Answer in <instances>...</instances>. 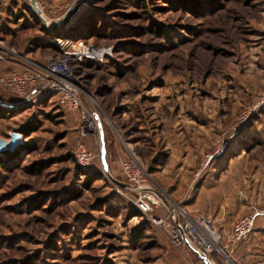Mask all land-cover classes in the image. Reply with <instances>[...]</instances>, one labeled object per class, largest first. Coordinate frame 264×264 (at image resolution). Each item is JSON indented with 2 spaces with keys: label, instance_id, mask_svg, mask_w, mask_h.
<instances>
[{
  "label": "rangeland",
  "instance_id": "1",
  "mask_svg": "<svg viewBox=\"0 0 264 264\" xmlns=\"http://www.w3.org/2000/svg\"><path fill=\"white\" fill-rule=\"evenodd\" d=\"M18 1L0 0L1 52H14L12 45L23 49L26 39L42 36L36 27L21 28L19 7L28 0ZM36 3L44 12L38 16L41 22L47 17L54 23L45 24L47 29L72 26L85 9L95 8L112 26L106 28L110 33H119L122 26L137 31L97 40L60 39L71 53L60 55L67 57L71 68V83L81 99L79 110L84 109L97 127L83 131L79 113L69 110L54 123L44 121L27 138L32 151L22 164L58 158L81 140L96 154L88 170L99 171L101 179L61 203L65 188L80 187L76 182L85 179L69 172L72 162L53 160L39 176H29L21 168L9 172L5 185H0V237L11 245L0 244V264H20L50 240L53 246L44 252L46 264H102L106 257L114 264H165L164 248L154 241L149 221L129 200L131 193L109 179L121 178L120 165L128 154L142 163L165 204H178L169 196L172 188L187 187V201L178 205L190 215L213 218L194 200L201 186L210 190L206 195L215 199V210L224 205L237 217L251 205L264 206V0H202L191 3V9L166 0H145L144 12L126 0ZM13 5H19L16 13H9ZM198 6L203 9L198 11ZM153 23L161 24L167 37L141 28ZM136 43L140 52L130 50ZM28 45L26 52L38 50L41 61L53 54L37 44ZM16 60L25 65L36 61ZM1 95L11 96L0 88ZM19 103L28 108L8 121L0 120V134L5 136L0 139L10 131L20 132L21 124L37 109ZM243 112L247 116L240 120ZM60 132L61 139L53 141ZM212 152L218 154L202 166L205 155ZM36 191H50L54 203L48 198L41 209L32 210L27 198ZM226 222L224 230L215 222L225 253L213 251L211 257L218 264H264V216L233 251L226 246L232 222ZM142 224L149 230L141 232Z\"/></svg>",
  "mask_w": 264,
  "mask_h": 264
},
{
  "label": "built area",
  "instance_id": "2",
  "mask_svg": "<svg viewBox=\"0 0 264 264\" xmlns=\"http://www.w3.org/2000/svg\"><path fill=\"white\" fill-rule=\"evenodd\" d=\"M39 9L41 15H43L42 7L40 6ZM71 74L72 71L68 66L67 57L57 55L49 58L45 63L29 62L19 72L0 76V88L10 91L20 101H29L38 95L58 93L60 103L65 108L79 110L81 99L78 90L71 83ZM80 115L83 131L86 132L92 128L93 122L88 118L84 109L80 110ZM246 116L247 113L243 112L240 120ZM23 142V137L18 130L10 131L7 138L0 139V143L7 147L0 148V151L12 150ZM214 152L205 155L202 166L213 155L218 154ZM73 156L76 165L88 167L95 159L96 154L83 141L77 140ZM120 169V176L127 184L125 189H128L131 193L128 196L129 200L136 206L141 215L168 240L170 245L179 248L185 244L178 227L180 226L186 238L198 249L209 255L213 251L225 253L219 245L222 234L217 229L215 221L204 215H190L178 204L176 206L165 204L162 197L153 189V185L150 184V175L135 155L128 154V157L121 162ZM201 169L202 167L195 175H198ZM262 216H264V206L251 205L247 213L239 215L235 219L226 245L230 248V251H233L240 242L248 239L255 221ZM186 264L199 263L190 259L186 260Z\"/></svg>",
  "mask_w": 264,
  "mask_h": 264
},
{
  "label": "trees",
  "instance_id": "3",
  "mask_svg": "<svg viewBox=\"0 0 264 264\" xmlns=\"http://www.w3.org/2000/svg\"><path fill=\"white\" fill-rule=\"evenodd\" d=\"M88 1H94V0H88ZM126 1L127 3H129V5L137 7L138 10L143 11L144 9H146L145 0H134V1L126 0ZM166 1L170 3L172 2L173 4H176V5L180 4V6H182L183 8H187V6H189L191 9V3H200V1L202 0H166ZM202 9H203L202 6H198L197 10L201 11ZM20 10H23L21 13L22 21H20L21 28L30 29L32 27H36L42 33L41 37H37L36 35L33 38L26 39L24 41L25 43H22V45H24L23 47L25 50L19 49L18 53L21 55H24V52L25 53L33 52V51L26 52V50H28L27 49L28 46H30L28 45L29 42L33 43L34 45L35 44L39 45L38 46L39 49L41 48L49 49L53 53L50 56L54 57V56L61 54V49L57 44L50 42L51 40L50 38H53L56 41L60 40L61 38H69L72 40H88L90 38H93L97 40L100 36H108V37L111 35L118 36L117 34L120 35V33H123V32H128L127 34H129L130 32L135 33L137 31V29H134L132 27L122 26L118 30L119 33H115V32L110 33V30H106V28H111L112 26L107 25L108 20L105 17L99 15L97 13L98 11L95 10V8L85 9L82 13H80L76 22H74L72 26L63 28L62 26L60 27L58 25H55L53 26L52 29H47V27H45L42 24L40 18L34 13L29 1L25 2L24 5H21ZM14 18L15 20L19 19L17 15H14ZM95 21L98 23H96ZM99 23H100V26L98 27ZM141 28L147 34H151V35L156 34L159 36L166 35V37L168 35V33L165 31V28L161 24H158V23H153V24L148 25L147 27H141ZM67 29L69 30L67 31ZM119 43H122L123 45H128L126 44V42H119ZM131 49H133L132 50L133 52H140V45L136 43L134 44V46L130 47V50ZM8 92L12 97L6 96V95L0 96V120L8 121V119H11L16 115L22 114V112H24V110L28 108V107H23V105H21L20 103L18 105V102L20 101L18 97L12 94L10 91ZM6 103H9V104L7 105ZM30 107H36L38 111L35 108L36 110L34 111V114L31 115L30 117H27V119L20 126V133L23 139H25V141L21 145L16 146L12 150L0 151V172H1L0 177L2 176L1 174H3L2 172H5L3 175L4 179L3 177H1L2 179H0V185H5L4 182L7 179L6 176H8V173L18 168H21L24 171V173L29 176H37V175L39 176L46 170L47 164H49V162H53V160L63 161V162L67 161V162H72L71 163L72 166L69 167L70 168L69 172L70 173L73 172L75 175H78V174L83 175L85 179L82 182H76V185H80V187L72 186V188H65L66 189L65 193H61L59 202L61 201V203H63L73 196L78 197L79 194L81 193L80 190L82 188H88L90 185H92V182H95L101 179V173L97 170H88L89 167L86 168V167H80L76 165L74 161V156H73L74 150L70 151V153L66 152L64 154L62 152L58 158L54 157V159L52 158L48 162L41 159L37 161H30L29 163L25 165L22 164V161L24 160V156H27L32 151L31 145L30 143H28L27 138L31 136L32 134H34L35 132H37L38 129L41 128V126L43 125L44 121L54 123L56 120V117H60V116L65 115V113H68V110L65 107H63L62 104L60 103L59 97L56 95L54 96L53 94L40 98V100L37 102L35 106L33 104ZM251 125L252 123L248 122L246 124V127L250 128ZM2 131L4 130L2 129ZM3 136H4L3 133H1L0 138ZM61 136H62V133L60 132L58 133V137H53L52 139L53 141L55 140L59 141L61 139ZM121 178H118V180ZM124 192L127 194V192H130V191L128 189H125ZM48 198H51L50 204L54 203L53 196L51 195L50 191H36L31 196H28L27 205L32 210H39L48 201ZM132 208L135 209L133 206ZM256 221H255V224L257 223ZM149 224L153 228L150 230L154 231L153 239L155 242H158L159 244L160 242L159 233L151 225L150 222ZM144 226L145 225L143 224L141 225L139 229L141 232H144V230H149L148 228H145ZM141 236L143 237L142 234L139 237ZM3 240L4 238L0 237V244H4L6 246L11 245V241H8V240L3 241ZM52 246H53V242L50 240L47 243V245L43 247L42 250L33 251L29 255H26L22 260H20V264H46L45 259H44V252L51 251ZM69 258L70 257L67 256V259ZM213 258L217 261L215 257ZM95 260H98V259L96 258ZM102 264H114V263L110 258L106 257L103 259Z\"/></svg>",
  "mask_w": 264,
  "mask_h": 264
},
{
  "label": "crops",
  "instance_id": "4",
  "mask_svg": "<svg viewBox=\"0 0 264 264\" xmlns=\"http://www.w3.org/2000/svg\"><path fill=\"white\" fill-rule=\"evenodd\" d=\"M28 1L30 2V0H28ZM18 3L20 4V0L18 1ZM21 5H22V3H21ZM21 5H20V7H21ZM30 5H31V2H30ZM18 6L19 5H15V6L13 5L14 11L13 12L9 11V13H16L15 11H16V8ZM20 7H19V9H20ZM22 11L23 10H20L21 13H22ZM42 13H44L43 12V9H42ZM43 19H44V22H42V24L44 26H45V24H47V25L51 24V26L54 24L50 19H47V17L46 18L44 17ZM48 20H49V23H48ZM16 24L17 23H15L14 26H16ZM47 25L45 27H47ZM48 28H49V26H48ZM61 41L62 40H58L56 42V40H52V42H54L55 44H57L60 47L61 51L66 52L64 50V47L62 45L63 43ZM9 47H11L14 52H10V51H8V52H1L0 51V76H2V75L3 76L4 75H8V74H10L12 72H19V71H21L26 65L19 63L16 60L18 58H21V59H23L25 61H29V60H33L34 61V60H36L37 62H40V63H45L49 58H51V56L49 55V56H47V58L45 57L41 61V60H39L37 58L38 55H39L38 50H36L33 53H25L24 52V55H21V54L18 53V51H19L20 48L17 50V48H15L13 45L12 46H9ZM20 50H22V49H20ZM23 50H25L24 47H23ZM21 52H23V51H21ZM9 53L12 54V55H10ZM31 55H33V56H31ZM53 95L54 96L56 95V96L59 97V94L58 93H53ZM39 97H41V95H38L34 99L29 100L27 102L28 103H31V105H33V104H35V102H37L36 99L39 98ZM59 101H60V99H59ZM19 102H24V101H19ZM67 110H69V111H75V112L77 111L79 113V115H80V110H70V109H67ZM80 118H81V115H80ZM92 122H93V126H94L95 125L94 120ZM95 126L97 127V125H95ZM95 130H96V128H95ZM97 132L99 134L98 128H97ZM100 135H101V137L103 135L101 133V130H100ZM127 157H128V155H127ZM127 157H124L122 160H125ZM181 167H183V166H181ZM174 168H176V169L179 170L180 167L175 166ZM215 170L212 171V174H215V172H216ZM119 173H121V172L119 171ZM178 173H179V171H178ZM206 177H209V175H207ZM212 188L213 187H211V189ZM186 189H187V187L184 188V186H182L181 188H172L170 190V193L171 194L169 196L171 198H173L174 200H177L178 201L177 202L178 204H180V202L186 203V201H187ZM201 190H203V192L200 193ZM209 191L210 190H207V189L205 190L203 188V186H201L199 189H196L197 196L194 198V200H195L196 204L198 205L199 210L200 211H203V212H206L207 214H209V216L210 215H213L212 216L213 217L212 219L215 222H217L218 224H220V226H222L223 227L222 229L224 230L226 228L224 226V223H227L226 221H231L232 222V225H233V222L237 218V216H236L237 213H235L236 211H232L231 208L229 209L228 207H225L224 205L220 206V209L218 208L217 210H215L216 209V205H215L216 203H214L215 199L213 198V201H212L206 195V194H208ZM203 197H205V201L204 202H202V198ZM187 207L190 208L189 205H187ZM216 211H218V212H216ZM222 214H224V217L225 218H222ZM229 229H231V228L228 227L227 230H229ZM158 233H159V241H160L159 243H161L162 246H163L162 248H164L163 258L165 260V264H186V260H190V259L195 260V261H197L200 264H205L199 258V256L187 245V243H185L183 246H180L179 248L173 247L172 245H170V243L168 242V240L160 232H158ZM163 240H165L166 242L163 241Z\"/></svg>",
  "mask_w": 264,
  "mask_h": 264
},
{
  "label": "water",
  "instance_id": "5",
  "mask_svg": "<svg viewBox=\"0 0 264 264\" xmlns=\"http://www.w3.org/2000/svg\"><path fill=\"white\" fill-rule=\"evenodd\" d=\"M30 2H31V6H32V9H33V11H34V13L37 15V16H39V17H41V15H40V9H39V7H38V5H37V3H36V0H30ZM42 18V17H41ZM28 100H25L24 102H27ZM99 129H101L100 127H99ZM109 179L113 182V183H115V184H117V185H119L120 187H122V188H125L126 186H127V184L126 183H124V182H122V181H120V180H117V179H115V178H113V177H109ZM179 227V229H180V233H181V235H182V237H183V240H184V243H187V245L199 256V258L205 263V264H218L212 257H211V255H209V254H207V253H205L204 251H202V250H200V249H198L196 246H194L187 238H186V236L184 235V232H183V230L180 228V226H178Z\"/></svg>",
  "mask_w": 264,
  "mask_h": 264
}]
</instances>
